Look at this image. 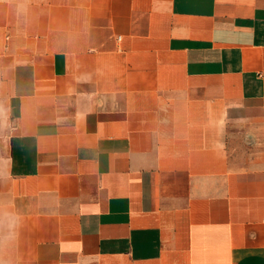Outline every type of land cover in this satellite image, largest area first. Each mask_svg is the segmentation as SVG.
Returning <instances> with one entry per match:
<instances>
[{"label": "crops", "instance_id": "crops-1", "mask_svg": "<svg viewBox=\"0 0 264 264\" xmlns=\"http://www.w3.org/2000/svg\"><path fill=\"white\" fill-rule=\"evenodd\" d=\"M0 215V264H264V0H0Z\"/></svg>", "mask_w": 264, "mask_h": 264}, {"label": "clouds", "instance_id": "clouds-1", "mask_svg": "<svg viewBox=\"0 0 264 264\" xmlns=\"http://www.w3.org/2000/svg\"><path fill=\"white\" fill-rule=\"evenodd\" d=\"M18 220L13 221L4 215H0V248L6 243L13 241L16 237L14 228L16 227ZM7 228V233L4 230Z\"/></svg>", "mask_w": 264, "mask_h": 264}]
</instances>
